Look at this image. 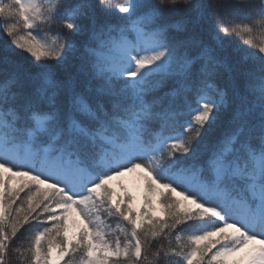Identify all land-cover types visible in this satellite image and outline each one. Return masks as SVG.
<instances>
[{"label":"snow or ice","instance_id":"1","mask_svg":"<svg viewBox=\"0 0 264 264\" xmlns=\"http://www.w3.org/2000/svg\"><path fill=\"white\" fill-rule=\"evenodd\" d=\"M0 18V264H264V0Z\"/></svg>","mask_w":264,"mask_h":264},{"label":"trees","instance_id":"2","mask_svg":"<svg viewBox=\"0 0 264 264\" xmlns=\"http://www.w3.org/2000/svg\"><path fill=\"white\" fill-rule=\"evenodd\" d=\"M38 2H40V0H38ZM116 0H113V3H115ZM4 24V20L3 18H0V28L3 27ZM39 34L41 38L44 37H51L52 33L48 32L44 29L39 30ZM229 39L232 41L233 45H239L241 47H246V45H244L243 43V39L239 36H236L235 34H232V36L229 37ZM5 40L6 38L3 36H0V50H3V48L5 47ZM124 183V179L122 178L120 181H116L113 182V186L116 187L117 191H119V187L118 185L123 184ZM113 227H115V224H113ZM35 229L31 230L30 232L26 233L25 235L29 237V242H30V238L31 236L34 234Z\"/></svg>","mask_w":264,"mask_h":264},{"label":"rangeland","instance_id":"3","mask_svg":"<svg viewBox=\"0 0 264 264\" xmlns=\"http://www.w3.org/2000/svg\"><path fill=\"white\" fill-rule=\"evenodd\" d=\"M123 179H124V183H123L124 188L127 191L132 192L134 195L139 196L137 186H136V183L134 182L133 178L125 177Z\"/></svg>","mask_w":264,"mask_h":264}]
</instances>
